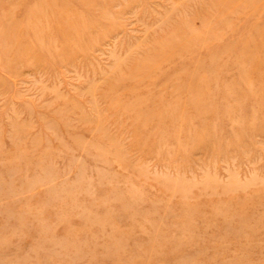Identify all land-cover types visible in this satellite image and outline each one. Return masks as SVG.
Masks as SVG:
<instances>
[{
  "label": "rangeland",
  "instance_id": "374dc122",
  "mask_svg": "<svg viewBox=\"0 0 264 264\" xmlns=\"http://www.w3.org/2000/svg\"><path fill=\"white\" fill-rule=\"evenodd\" d=\"M0 264H264V0H0Z\"/></svg>",
  "mask_w": 264,
  "mask_h": 264
}]
</instances>
